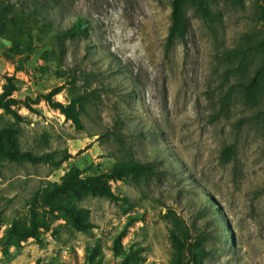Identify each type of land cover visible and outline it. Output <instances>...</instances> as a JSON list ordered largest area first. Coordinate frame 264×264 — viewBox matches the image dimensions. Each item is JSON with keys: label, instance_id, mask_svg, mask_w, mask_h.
<instances>
[{"label": "rangeland", "instance_id": "1", "mask_svg": "<svg viewBox=\"0 0 264 264\" xmlns=\"http://www.w3.org/2000/svg\"><path fill=\"white\" fill-rule=\"evenodd\" d=\"M36 2L0 0V264H264V0L171 43L174 0Z\"/></svg>", "mask_w": 264, "mask_h": 264}, {"label": "trees", "instance_id": "2", "mask_svg": "<svg viewBox=\"0 0 264 264\" xmlns=\"http://www.w3.org/2000/svg\"><path fill=\"white\" fill-rule=\"evenodd\" d=\"M11 3L8 4L9 6L6 7L7 9L11 8L13 5L17 4L21 7V9L24 10L25 12V15L29 18H32V17H35V16H38L40 13L41 15L45 16V19H47L49 21L50 24L54 25L51 21V17H50V13H53V10L51 8L46 9V10H43V4L39 3V2H36L35 1H32V0H10ZM180 2V0H174V10L172 12V16H173V25L171 27V31H170V34H169V43H171V41L174 39L175 35H177L180 30H181V27L182 25H184V22H183V15H181L180 13V10H179V7H178V3ZM27 9V10H26ZM6 9H2L1 10V13H0V19L2 17H4V11ZM55 10V8H54ZM206 11V10H205ZM23 12V13H24ZM56 12V10H55ZM47 13V14H46ZM90 29V26H89V23L87 20H85L84 18H78L74 23L73 25L70 27V32H73V33H76V34H85L87 30ZM28 51H31V50H28ZM12 92V89H9L7 88L5 90V92L0 95V107H7V102H6V98L8 95H10ZM75 172L77 173H81L79 169L75 168L73 169ZM82 182L86 183L87 180H82ZM71 187L70 186H65V189H70ZM59 189H64V187H59ZM102 191H104V189L100 188ZM109 193V192H108ZM76 210H78L77 208H75ZM74 209V213L76 212ZM79 211V210H78ZM71 214H74L71 210L70 212ZM79 213V212H78ZM86 225H88V222H83L81 219L77 218V226L81 229H83L84 227H86ZM25 231L27 232V234L29 236H33V237H36L37 234H35V232H32V231H29L27 228L25 229Z\"/></svg>", "mask_w": 264, "mask_h": 264}]
</instances>
